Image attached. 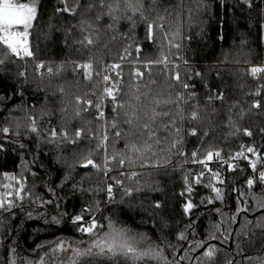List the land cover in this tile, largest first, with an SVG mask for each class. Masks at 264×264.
<instances>
[{
    "label": "trees",
    "instance_id": "1",
    "mask_svg": "<svg viewBox=\"0 0 264 264\" xmlns=\"http://www.w3.org/2000/svg\"><path fill=\"white\" fill-rule=\"evenodd\" d=\"M35 1L37 16L29 29L33 55L19 58L0 45V59H5L0 65V196L19 189L16 181L24 184L21 203L0 208V264H9L13 256L16 264H41V257L43 264H134L95 249L88 252L91 237L79 227L91 218L105 225L97 229L101 234L110 218L133 235H146L168 264H264V183L243 192L247 166L228 173L222 201L202 188L188 197L195 207L185 213L182 195L193 152L195 159L210 151L227 155L246 141L257 146L264 135V73L257 78L250 71L253 65H264V0H141L142 14L128 12L132 19L118 24L107 15V5L115 0ZM65 7L72 12L63 11ZM149 24L154 25L151 39ZM85 37L93 43L87 44ZM125 55L128 60L122 59ZM120 61L126 63L109 74L115 100L103 98L101 66ZM89 63L91 69L80 67ZM134 68L142 75H134ZM182 70L189 89L183 90ZM177 72L179 82L173 78ZM180 92L187 103L164 102L176 101ZM77 97L92 105L78 104ZM129 105L149 116L152 109L160 113L154 121L140 122L149 123L160 143L153 145L155 155L146 153L123 167L110 163L105 174V152L97 148L105 132L107 154L117 155V161L128 139L139 144L148 139L139 131L132 135L134 130L124 123L125 112L133 111ZM100 112L104 116L97 119ZM33 118L37 133L31 131ZM79 130L82 134L76 137ZM116 131L123 138L117 139ZM89 153L101 170L83 166ZM157 163L161 166H152ZM132 171L139 173L134 179L121 175ZM5 173L16 180L6 179ZM108 185L111 200L106 198ZM124 188H132V194ZM77 215L83 220L74 224ZM180 233L185 239H178ZM61 240L66 250L54 252ZM209 246L215 249L211 261L203 256Z\"/></svg>",
    "mask_w": 264,
    "mask_h": 264
},
{
    "label": "snow or ice",
    "instance_id": "2",
    "mask_svg": "<svg viewBox=\"0 0 264 264\" xmlns=\"http://www.w3.org/2000/svg\"><path fill=\"white\" fill-rule=\"evenodd\" d=\"M245 2H248V0H245ZM103 6V4H102ZM249 7H251V4L249 3ZM108 11L107 15L111 17V20L113 24H118L121 19L127 18L129 20L132 19L131 16H128L127 13L131 12L133 15L140 12L142 14L143 4L141 0H115L114 4L107 5ZM57 11H60L58 9ZM65 12H72V10L65 7L63 9ZM116 13H120V15H117ZM37 16V5L35 0H28V2H22V0H0V45H3L7 52L10 53L13 56L22 58L24 56L31 57L33 53L31 52L29 48V29L32 28L33 22L35 21ZM100 17H97L99 19ZM83 24L84 21H81ZM90 26V25H89ZM109 27H112L110 24ZM154 25L149 24L148 25V38H152V29ZM162 27V25H160ZM87 44H92L93 41L90 37H85ZM83 43V41H82ZM174 47L177 49L180 47L179 44H175ZM141 49L139 47L136 48V52L139 55ZM162 62L167 63V56L162 57ZM5 63V59H0V65H3ZM40 67H43V65H40ZM80 67H84L86 69H91L92 64H86L81 65ZM112 68H119L120 65H111ZM178 67V65H177ZM49 74L52 73V69H48ZM253 76H255L257 73H264V68L259 67H253L250 69ZM20 75H24V73H20ZM137 76H141L142 74L140 72L136 73ZM177 82L180 80L179 73L177 72L176 75L173 77ZM103 80L105 82L109 81V76L105 75L103 77ZM188 84H183L184 89H189ZM63 91V89H61ZM104 94L108 97H112L113 100H115L114 90L110 87L104 88ZM194 95V94H193ZM259 95V93H257ZM220 99H223V96H219ZM180 100H184V97L181 95H177L176 101L173 100H167L164 101L165 103H176ZM185 103H187V100H184ZM77 103L78 104H86L89 107L92 105L91 101H84L82 98L77 97ZM155 103L158 105L160 101H155ZM97 108L100 107V105H96ZM119 108L125 107L124 104L117 105ZM133 109L132 113L129 114L128 112H125V120L124 123L129 126L130 129H133L132 135H136V132L139 131L141 135L147 134L148 139L144 141L143 144H139L135 142L132 139H128L125 143V152H122L119 154V160L117 161V155H112L111 158H109L107 154V142H108V135L105 132V134L100 138V141L97 145L98 150L103 149L105 152L104 156V171L105 174H107L108 171H111V168L108 167L110 163L118 162L119 166L123 167L126 163L128 164H134L136 162V159H143L146 153L152 152L153 155H155V152L153 151V145L159 144L160 139L156 136V133L151 131L149 127L148 122L140 123L141 120H152L154 121L156 116L160 115V113L156 112L155 109H152L151 116L148 115L147 112L141 113L139 108L134 105H129ZM254 107L259 108L260 104L257 103L254 105ZM116 111V109H113ZM76 115H80L79 111L76 113ZM104 113L100 112L97 119L103 118ZM192 118H197L196 111L192 112ZM33 127L31 128V131L34 133L38 132L37 127H35V119H32ZM113 128L117 127L116 124L112 125ZM166 131H171V128L168 125H165ZM4 133L7 134L9 132L8 128L3 129ZM83 130H79L76 132V137H80ZM176 133L178 134L180 129L175 128ZM195 135V131L192 133ZM246 135L251 136L252 133L250 131L246 130ZM57 136V132L55 129L51 131V137L52 141L55 140ZM62 136L64 138H67L68 133L65 131L62 133ZM115 137L117 139L123 138L122 133L120 131L115 132ZM149 141H152L150 143ZM72 143H75V140L71 141ZM173 147H175V143L173 144ZM248 152H255V149L249 148ZM91 153L88 154V156L85 158L84 167H87L91 165L93 168H97V170H101L100 166L97 165L93 159L91 158ZM196 153L193 152L192 156L195 160ZM241 154L237 153L236 156L239 157ZM219 152H208L204 160L198 161L199 163L203 164L205 167H207L208 163L213 160L214 157H219ZM135 157V159H134ZM142 167L147 166L142 164ZM154 167H160L161 165L157 163L156 165H152ZM229 169L233 168V165H228ZM257 164L256 161L251 162V168L253 171L256 170ZM209 172H211V169H209ZM122 176H125L128 179H134L136 178L139 173L132 171L130 173H124L121 172ZM203 176V173H201L199 176L195 178V182L199 184L201 182V178ZM5 178L9 179L11 181H15V176H9V174L5 173ZM65 179H68L66 177ZM212 179L215 180L217 183H224L223 180L220 179L219 173H212ZM258 180L260 183H264V171L259 172ZM116 184L123 187V181L116 179ZM16 183L19 184V189L16 191L15 195L18 198H22L21 193L24 190V184L22 181H16ZM185 183L187 184V177H185ZM257 183L256 179L250 178L247 180V186L249 189L253 188V186ZM5 187H11V185H5ZM206 187H210L211 191L215 194V199L217 200H223V193L222 190L219 187H216L214 184H208ZM137 191L140 189L137 188ZM112 185H108L107 192L109 195V199L111 200L112 197ZM124 191L127 195H131L133 189L132 188H124ZM187 191L189 193L192 192L191 186H188ZM7 196L11 197L12 193L9 192L6 194ZM183 195V193H182ZM203 202V201H202ZM209 203H212V198H209ZM48 203H51V201H48ZM14 206L12 199H8L7 201L4 199L3 196H0V208L7 207L8 209H11ZM156 208H160L161 205L157 203L155 205ZM195 205L191 200H189L184 205V212L189 213ZM86 211H90V209H86ZM83 220L82 215H77L73 218V223L78 224ZM105 225H100L96 222L95 218L91 220V222L84 226L83 224L80 225L79 231L83 234L88 235L91 237L90 240V247L88 249V252H91L92 249L97 250V254L99 255H106L110 258L121 256L126 259L132 260L135 264V262H139L141 260L145 261V264H147L148 260H163L164 264H168L167 258L163 256L162 250H159L158 248H153L151 246V243L149 242V238L144 234H135L133 235L131 233V230L127 227H124L122 225H119L116 221L108 219V223L106 225L107 231L103 232L102 234L97 232V229L104 228ZM178 239L183 240L185 239V236L183 233H180L178 236ZM141 245H144V247H141ZM201 246L202 245H197ZM68 247L71 248V244H68ZM65 241H58L56 243L55 248L53 249L54 252L57 251H65ZM72 252L75 255H80V250L78 248H72ZM11 252L15 254L16 250L13 248L11 249ZM215 249L211 246L203 253V256L207 258L209 261L212 260L214 257ZM183 259V257L181 258ZM9 264H16V260L13 256V258L10 259ZM41 264H43V257H41ZM73 264H75V261H73Z\"/></svg>",
    "mask_w": 264,
    "mask_h": 264
},
{
    "label": "built area",
    "instance_id": "3",
    "mask_svg": "<svg viewBox=\"0 0 264 264\" xmlns=\"http://www.w3.org/2000/svg\"><path fill=\"white\" fill-rule=\"evenodd\" d=\"M121 63H126V62H121ZM111 65H115V64H111ZM111 65H109L108 67H104L103 66L101 68V72H100L101 73V79H102V82H101V88L102 89L101 90H102L103 98L106 97V95L104 94V91H103L104 88L106 86L111 88V86H112V82H111L109 74L114 71V68L110 67ZM145 65L147 66L148 64H145ZM254 66L259 67V68H264L263 64H258V65H254ZM145 69H147V68H145ZM137 72L141 73L139 68H134L133 74L136 75ZM105 75L109 76V81L108 82H105L103 80V77ZM256 75H257V78L260 77V73H257ZM182 78H183L182 79V87H183V84H186L185 80H184V71L183 70H182ZM183 90H184V88H183ZM257 93H259V95H260V90L257 91ZM179 95L183 96L184 100H185L184 92H180ZM110 98L113 99L112 97H110ZM184 100H182L183 103H185ZM257 103H258V101L255 100L253 102V105H255ZM114 104L116 105L117 103L115 102ZM190 133H193V131H190ZM247 137H250V136L247 135ZM249 148L256 149V145L252 141H246V142H244L242 144L240 150L235 151V152H233L231 154L223 155L222 153L219 152L220 156L219 157H214L213 160L208 163L207 167H205L203 164L199 163L198 161H194L191 164V166L193 167L192 170L186 176L188 183L186 184L185 180H184L185 186H184L183 194L186 197L184 205L190 200L188 198L189 196H191L192 194L198 192L202 188L208 189L211 194L215 195L211 191L210 187H206V185H208V184H214L216 187H219L222 190V192H223V190H224V188H225V186L227 184V175H228V173L230 171H233V170H240L244 166L245 167L247 166L250 171H249V174H248L247 178L245 179V181L241 185L240 189H242L243 192L249 193L255 186H257L259 184H263V183L259 182L258 177H259V172L264 171V150L260 153V162H259L256 170L253 171V169L251 168V162L253 161L252 155H253L254 152H248ZM237 153H240L241 155L239 157H237L236 156ZM229 164L233 165L232 169H229V167H228ZM104 167L105 166L103 164V169H104ZM209 169H211V172H209ZM201 173H203V176L201 178V182L199 184H197L195 182V178L197 176H199ZM212 173H219L220 174V179L223 180L224 183H217L215 180H213L212 179ZM250 178H253V179L257 180V183L251 189H249L248 186H247V180L250 179ZM188 186H191V188H192V192L191 193H189L187 191ZM17 190L18 189H14L13 191H9V192L12 193L11 197L5 195V200L7 201L8 199H12L15 207L17 205H19L21 203V201H22L21 198H18L15 195ZM235 192H236V189L234 190V193ZM106 198H109V195H108L107 191H106ZM184 205H183V209H184ZM37 206H42V205H41V203H38ZM92 219L93 218H91L88 221H86L84 223V225L87 226L91 222Z\"/></svg>",
    "mask_w": 264,
    "mask_h": 264
},
{
    "label": "water",
    "instance_id": "4",
    "mask_svg": "<svg viewBox=\"0 0 264 264\" xmlns=\"http://www.w3.org/2000/svg\"><path fill=\"white\" fill-rule=\"evenodd\" d=\"M264 150V135H262L258 141H257V146L255 149V152L253 153L252 157H253V161H256V164L258 166L259 162H260V153ZM257 168V167H256ZM262 212V211H258L255 214Z\"/></svg>",
    "mask_w": 264,
    "mask_h": 264
},
{
    "label": "rangeland",
    "instance_id": "5",
    "mask_svg": "<svg viewBox=\"0 0 264 264\" xmlns=\"http://www.w3.org/2000/svg\"><path fill=\"white\" fill-rule=\"evenodd\" d=\"M36 2V5H37V1H35ZM30 39H31V35H30V32H29V37H28V42H29V44H30ZM128 55V54H127ZM127 55H125L122 59L123 60H128V56ZM140 64L139 65H142L143 63H142V61H140L139 62ZM109 65H111V63H109ZM115 65H123V63H121V61L120 62H116V64ZM103 67V65L101 66V68ZM253 67H256V66H252V68ZM101 72V71H100ZM102 82V79H101V73H100V83ZM102 89V88H101ZM105 134V133H104ZM103 134V135H104ZM205 157L206 156H204L203 158H201V159H195V160H192L191 162H188L189 164L190 163H193L194 161H200V160H204L205 159ZM179 161V160H178ZM180 162V161H179ZM181 163V162H180ZM84 165V164H83ZM5 197V196H4Z\"/></svg>",
    "mask_w": 264,
    "mask_h": 264
}]
</instances>
